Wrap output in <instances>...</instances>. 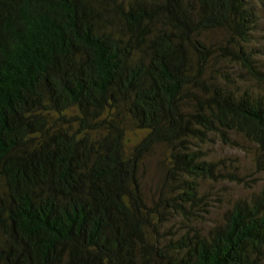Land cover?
I'll return each instance as SVG.
<instances>
[{"label": "trees", "instance_id": "1", "mask_svg": "<svg viewBox=\"0 0 264 264\" xmlns=\"http://www.w3.org/2000/svg\"><path fill=\"white\" fill-rule=\"evenodd\" d=\"M257 5L0 0V264H264V188L203 224L205 182L252 189L264 172V94L226 68L264 84ZM235 136L257 149L251 172L205 150ZM157 146L149 204L139 171Z\"/></svg>", "mask_w": 264, "mask_h": 264}, {"label": "rangeland", "instance_id": "2", "mask_svg": "<svg viewBox=\"0 0 264 264\" xmlns=\"http://www.w3.org/2000/svg\"><path fill=\"white\" fill-rule=\"evenodd\" d=\"M257 10H260V23L258 29L255 30V35L252 38V45L256 46L262 51V54L257 58L260 60L264 67V6L257 5ZM207 42L218 45L225 44L227 35L224 31H213L204 36ZM228 70H233L236 78L241 83V86L245 89H253L256 92L264 94V84H258L250 77L245 75V72L240 66L232 67L228 64ZM241 77V79H239ZM238 142L241 144L239 147H229L223 145L221 142H217L214 145L205 147V150H209L211 157L215 159L229 158V160L239 163L243 167V172H251L253 167V161L255 160V152L257 151L255 145L249 143L241 136H235ZM141 134L136 132L133 128L127 129L126 134V149L131 151L133 147L139 143ZM165 149L162 146H157L150 154H148L141 166H140V178L144 196L149 204H152L158 197V192L161 187L163 177L166 170V154ZM259 184L252 189L237 185L235 183H221L212 184L211 182H205L203 185V193L208 196V201L211 205L210 213L206 215L204 219V225L208 228L216 224L221 219L222 213L228 207V204L238 198L244 196H250L254 192H260L264 188V172L258 174ZM177 224L176 221H174ZM172 222L171 224H174ZM179 224H177L178 226Z\"/></svg>", "mask_w": 264, "mask_h": 264}]
</instances>
